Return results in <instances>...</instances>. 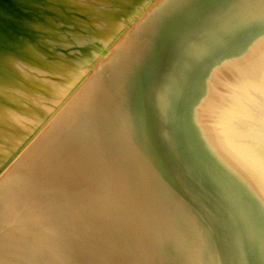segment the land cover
<instances>
[{
  "label": "bare ground",
  "instance_id": "bare-ground-1",
  "mask_svg": "<svg viewBox=\"0 0 264 264\" xmlns=\"http://www.w3.org/2000/svg\"><path fill=\"white\" fill-rule=\"evenodd\" d=\"M138 1L5 0L0 5V264H18L23 251L29 259L41 252L39 257L69 264L85 221L96 227L98 215H112L114 201L130 195L126 187L134 175L130 167L144 166L150 157L161 163V141L150 140L141 123L144 111L138 109L146 94L145 82L153 81L148 76L150 55L166 39L172 41L165 37L169 31L154 33L158 14L151 23L141 24L138 32L144 33L134 34L135 43L121 47L115 61L104 60L79 100L69 102L25 147L82 70L107 55L113 32ZM253 1L242 2L246 7ZM181 3L188 14L170 31L168 36L175 39L184 25L190 30L204 12L197 7L201 1L174 0L172 5ZM193 63L186 65L185 74ZM168 97H176L174 90L167 91ZM173 106L175 116L178 106ZM164 186L170 188L167 182ZM53 219L58 223L49 228ZM70 225L74 230L67 228ZM260 239L264 251V237Z\"/></svg>",
  "mask_w": 264,
  "mask_h": 264
},
{
  "label": "rangeland",
  "instance_id": "rangeland-1",
  "mask_svg": "<svg viewBox=\"0 0 264 264\" xmlns=\"http://www.w3.org/2000/svg\"><path fill=\"white\" fill-rule=\"evenodd\" d=\"M173 1L139 0L113 32L109 48L106 46L107 55H102L103 59L96 61L98 64L82 70L76 85L66 90L65 98L25 147L35 142L66 110L69 102L79 100L81 90L91 85V80L102 70V64L115 61L122 52L121 47L135 43L134 34L143 22L150 20L151 23L158 14V20L151 24L154 33L161 30L171 34L188 14L182 3L175 7ZM200 1L197 7L204 12L198 14L194 27L189 30L184 25L180 32H174L178 33L174 35L176 39L166 35L172 41L166 38L159 41L161 46L166 39L163 47L155 48L148 60V76L153 81L145 82L146 94L139 100L138 109L144 111L141 123L150 140L161 141V163L156 164L150 157L148 164L130 167L134 174L133 181L128 179L126 186L130 195L114 201L112 215H98L96 227L93 222L85 221L79 248L75 250L76 260L70 255L72 263L69 264H264L260 241L264 229L252 212L253 206L246 197L250 195L243 186L255 198L260 196L209 143L197 111L199 94L213 68L264 35V0L253 1L254 4L245 2L246 7L243 0H230V3L228 0H195ZM195 9H190L189 13ZM162 10L164 13L159 17ZM243 13L248 15L241 19ZM128 22L130 24H126ZM141 31L138 34L144 33ZM192 60V70L185 74ZM172 90L176 99H166L167 91ZM140 93L144 95L143 91ZM174 104L178 106L175 116ZM125 155L128 154L125 152ZM166 182L171 189L164 186ZM45 218L49 219L46 214ZM53 221L48 223L49 228L57 225L58 222ZM67 228V232L75 233L74 227L73 230ZM67 232V236L73 237L74 234ZM21 253L24 258L18 264H60L54 259L39 257L41 252L31 255L30 259L24 251Z\"/></svg>",
  "mask_w": 264,
  "mask_h": 264
},
{
  "label": "water",
  "instance_id": "water-1",
  "mask_svg": "<svg viewBox=\"0 0 264 264\" xmlns=\"http://www.w3.org/2000/svg\"><path fill=\"white\" fill-rule=\"evenodd\" d=\"M197 111L209 143L260 196L243 186L264 229V35L213 68Z\"/></svg>",
  "mask_w": 264,
  "mask_h": 264
}]
</instances>
